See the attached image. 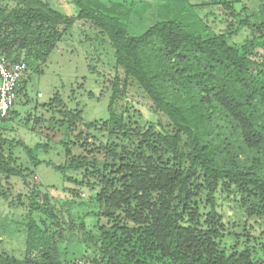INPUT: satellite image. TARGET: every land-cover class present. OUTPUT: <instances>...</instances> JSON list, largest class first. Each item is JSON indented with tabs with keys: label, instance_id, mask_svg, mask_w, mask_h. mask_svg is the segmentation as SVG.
<instances>
[{
	"label": "trees",
	"instance_id": "1",
	"mask_svg": "<svg viewBox=\"0 0 264 264\" xmlns=\"http://www.w3.org/2000/svg\"><path fill=\"white\" fill-rule=\"evenodd\" d=\"M11 2L17 5L0 10V53L25 65L17 96L38 71L36 63H47L61 35L58 27L70 28L76 20L90 21L108 36L116 67L124 72L125 89L115 77L108 115L98 123L80 125L79 115L68 111L57 96L43 109L63 120L43 127L45 143L29 148L22 140L3 141L0 175L29 185L28 179L44 163L65 183L92 190L98 217L110 224H97L98 233L83 241L80 260L73 261L60 246L62 233H48L33 218L43 211L34 195L25 219V256L0 255V264H264V230L260 237L245 232L247 240L241 242L243 236L229 230L215 207L217 195H223L246 218L264 221V0H257L256 9L249 0L216 3L231 10L241 5L240 26L250 32L241 45L231 44L224 34L191 32L175 20L131 36L127 23L132 6L121 1L74 0L80 10L77 17L54 11L44 0ZM258 50L263 54L256 62L252 57ZM131 81L169 120L168 126L149 122L144 128L131 127L125 98ZM12 114L19 115L11 111L4 123H10ZM32 123V131L42 134L35 129L41 120L35 117ZM90 131L105 133L107 143L94 138L88 144L90 135L81 143ZM120 138L130 144L118 143ZM54 145L64 150L65 164L55 166L39 158L38 153L47 154ZM76 147L83 155L73 151ZM19 148L28 160L25 168L15 155ZM6 158L19 170L11 169ZM69 172L82 173V178ZM203 198L211 207L207 214L202 213ZM228 240L241 244L231 246Z\"/></svg>",
	"mask_w": 264,
	"mask_h": 264
},
{
	"label": "rangeland",
	"instance_id": "2",
	"mask_svg": "<svg viewBox=\"0 0 264 264\" xmlns=\"http://www.w3.org/2000/svg\"><path fill=\"white\" fill-rule=\"evenodd\" d=\"M11 1L0 2V10L6 4L12 5V8L17 5L16 2ZM44 1L50 5L51 9L67 17H77L80 11L74 0ZM115 1L132 6L133 12L127 23L131 36H139L155 24L168 20L185 24L191 32L203 34L206 37L224 34L231 38L230 42L233 45L243 44L250 35L249 31L240 26L243 20L240 14L241 5H235L233 10L227 9L221 4H216L222 0H183V2L182 0H135L134 4L131 0ZM256 2L257 0H249L252 9H256ZM58 31L61 35L54 43L47 63H36L38 71H33V74L28 77L23 93L17 96V104L12 111L19 115L13 117L12 114L13 119L10 123L7 121L1 125L3 128H8V131L0 130L2 136L0 146H3V141L22 140L29 148L45 143L47 139L42 133L43 127L48 128L53 123L58 124L63 120L59 115L53 118L43 109L44 105L52 102L57 96L68 111L79 115L80 120L77 122L82 125L98 123L102 118L107 117L115 77L121 81L120 88L125 89L124 72L116 67L115 50L108 36L100 28L90 21L76 20L72 27L67 28L61 25ZM260 54H263L262 50H258L252 59L259 62ZM257 70L258 67L254 66L253 71ZM125 98L130 106L127 119L131 127L144 128L149 122L163 126L169 125V120L155 111L152 101L137 83L131 81L126 89ZM35 117L42 122L35 128L42 133L40 135L32 131L34 125L32 120ZM28 119L31 121L29 125ZM89 135L91 138H88V144H93L94 138L104 144L107 143L105 133L92 131L87 132L80 142H85ZM62 138L66 140L65 134ZM116 141L120 144H130L122 138ZM78 147L73 148V151L77 155H83V149ZM9 149L6 146L4 151L7 158ZM15 155L20 157L23 168L27 167L28 160L24 149H15ZM38 156L41 160L52 161L51 163L55 166L63 165L67 160L64 150L55 145L47 154L42 151L38 153ZM7 158L6 161L9 162ZM9 167L19 170V167L12 162H9ZM68 174L79 180L82 178V173L69 172ZM28 183L29 185L24 184L20 178L14 176L7 178L6 173L0 175V255L24 258L28 235L25 219L28 216V205L35 195L36 202L43 211L32 214L33 218L48 233L52 235L62 233L60 242L62 250H66L74 258L72 260L78 262L83 250L81 245H85L83 241L88 240L90 235L98 233L97 224L99 226L110 224L106 218L98 217L99 209L93 201L95 193L90 189H81L71 183H65L59 172L44 163L37 168L34 178L28 179ZM34 188L36 193L33 192ZM72 189H75L76 193H73ZM2 193L4 197L1 196ZM19 196H22L21 200L25 203L26 210L18 202ZM228 200L226 196L218 194L215 207L229 230L241 236L249 231L260 237L264 230V221L246 218L235 203ZM205 201L206 199L203 198L204 203L201 205L203 214L211 210ZM241 240L245 242L247 239L243 236ZM241 242L236 240L232 243L228 240L231 246L235 243L240 245Z\"/></svg>",
	"mask_w": 264,
	"mask_h": 264
},
{
	"label": "built area",
	"instance_id": "3",
	"mask_svg": "<svg viewBox=\"0 0 264 264\" xmlns=\"http://www.w3.org/2000/svg\"><path fill=\"white\" fill-rule=\"evenodd\" d=\"M24 69L23 63H13L0 53V126L15 106Z\"/></svg>",
	"mask_w": 264,
	"mask_h": 264
}]
</instances>
